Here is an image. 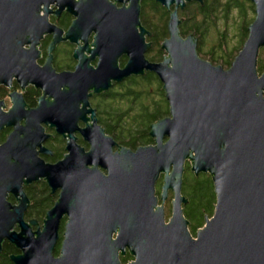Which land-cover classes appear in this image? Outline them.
<instances>
[{"label":"water","instance_id":"water-1","mask_svg":"<svg viewBox=\"0 0 264 264\" xmlns=\"http://www.w3.org/2000/svg\"><path fill=\"white\" fill-rule=\"evenodd\" d=\"M137 1L114 0L110 5L108 0H0V84L13 88L15 77L23 91L32 84L44 92L35 109L18 92L11 94L8 113L0 100V133L4 126L14 127L0 146V250L3 240L13 244L20 251L11 257L14 264H121L126 251L133 258L127 264H264V72L257 71L259 50L264 48V0H250L255 19L229 69L200 59L193 35L181 38L178 27L185 21L178 20V9H184L183 0H157L171 14L168 38L160 46L166 56L159 63L148 62L144 54L151 45L143 36L150 35L139 25ZM118 3L123 7L117 9ZM52 4L60 11L53 13ZM173 5L177 9L172 13ZM62 11L77 17L65 39L62 30L47 23L48 15L59 17ZM92 30L94 43L89 46ZM47 33H53V42L40 68L35 64L41 57L36 46ZM66 40L84 43L74 54L79 64L74 73L56 74L51 52ZM122 54L129 59L119 69ZM95 57L94 70L90 63ZM144 71L154 73L162 84L169 116L149 126L153 145L133 151L119 147L96 124L87 92L100 93L112 81ZM22 119L24 126L19 125ZM79 120L85 128L78 129ZM41 124L69 138L68 154L55 165L38 158L52 157L41 147L52 138L44 136ZM75 132L90 145L88 152L76 145ZM186 161L194 175L211 176L216 199L213 215L205 218L195 238L181 208L188 204L182 196ZM161 174L163 206H158L155 184ZM38 179H46L52 195L60 190L41 231L36 223L23 222L29 203L22 184ZM169 191L174 201L165 223ZM7 193L18 206L6 202ZM63 216L67 221L55 257ZM15 224L20 233L11 232ZM31 226L37 232H31Z\"/></svg>","mask_w":264,"mask_h":264},{"label":"flooded vegetation","instance_id":"flooded-vegetation-1","mask_svg":"<svg viewBox=\"0 0 264 264\" xmlns=\"http://www.w3.org/2000/svg\"><path fill=\"white\" fill-rule=\"evenodd\" d=\"M74 1L78 2L79 0H74ZM222 1H223V4L227 3L226 8L229 7L228 5L229 3H234L233 0H221V3L219 4L212 3L213 0H201V4H200L199 2L187 3V1L183 0L184 9L182 7L178 9V20L180 22L185 21L184 24H181L178 27L181 38L186 39L188 36L193 35L195 39L197 40V48L200 46L203 49V45H206L208 31L207 32L203 31V33H201L202 27L203 26L205 27V17L201 14L202 11L200 8L204 7V5L210 6L211 15H212L210 18V23H211L210 27L215 28L216 26L215 21L219 18V15L221 19V13H223ZM137 2L139 6V25L146 33L150 35V38L143 36L145 43L151 45L150 48L144 54L145 59L150 63H159L162 61V59H159L160 55L157 53L155 45L156 46L158 45L157 46V49H158L161 46L162 42L168 38V23L171 17L170 11L167 7L160 4L157 0H138ZM108 3L110 5H114V0H108ZM211 5H215L216 7H212ZM122 7H123V4L121 3H118L116 5L117 9H120ZM128 7H129V2H126L125 8L128 9ZM55 8H56V4H52L50 6V10H54L53 13L60 11L59 7H57L56 9ZM44 9H45V6L42 5L41 10H44ZM176 9H177L176 6L173 5V7L171 8V12L173 13L174 11H176ZM44 16H45L44 12L41 11L40 17H44ZM48 18L49 19L47 23L63 31L62 39L66 38V33L71 28L73 22L77 20V17L74 14H71L66 11H62L59 17L54 14H50L48 15ZM193 18H195L194 19L195 23L199 21L203 23L201 28H199L198 25H196L197 27L195 25H192ZM137 28H138V32L141 33V28L140 27H137ZM198 28H199V31H198ZM94 34H95V31L92 30L88 38L89 46H92L94 43V39H93ZM52 42H53V33L44 34L43 38L38 41L39 46H36V49L41 54V57L35 60V64L38 67L42 68L46 64V60L49 57L48 47L51 45ZM79 46L83 47L84 43L79 42V45H78L75 42L66 40V41L60 42L56 46V48L51 52V57H52L51 67L55 71L56 74H61L64 72H68L71 74L75 72V69L77 68L79 64V61L74 58V54L75 52L79 51ZM29 48H30V45L23 46V49L25 50H29ZM90 50H94V47H91ZM150 53L152 54L149 55ZM84 56H86L87 58H91V55H89L86 52L84 53ZM198 56L200 59L204 60L203 59L204 57L202 58L201 55L199 54ZM128 59L129 58L127 57V55L122 54L117 61L118 68L123 69L126 63L128 62ZM233 60L234 59H232L231 64ZM97 62H98V57H95L93 61L90 63V68H93L95 70ZM258 65L259 64H257V70H258ZM213 66H216V65H213ZM230 66L225 67L224 69H229ZM145 72H149V71H144L143 75L145 74ZM263 72H264V69L262 71L258 70L259 75ZM143 75H131L128 78L120 82L112 81L110 88L108 90L101 91L100 93H95L93 90H89L87 92V94H90V96L87 99V102L90 108L92 110H95L96 124L104 130V133L106 136H107L106 130L100 123V121H103L105 119V116H103V114L101 115L100 112L102 111L103 107L107 106V100L105 99L107 98V94L117 92L116 90H122V87H125L128 84V81L130 79L137 80L141 78ZM12 87L13 88H11L9 85L5 86V85L0 84V100H3L4 104L6 105V107L4 105H2L1 107L5 113H8L10 109L13 107L11 94H14L16 92L21 94L23 98L25 99L27 105L33 109L37 108L38 106L37 99H40L44 95V92L42 89L37 88L32 84H28V86H26L23 91V88L21 87L20 83L15 77H13ZM48 99L49 97L46 95L45 100H48ZM50 101H53V98H51ZM81 108H82V104L79 105V109ZM90 108L87 107L86 110H90ZM28 109L29 108L27 106H24V110L28 111ZM86 117L88 120H91L92 114H89ZM92 123L93 122H89V124H92ZM19 125L24 126L25 120L22 119ZM41 127L44 128V136L52 137V138H48L41 145L42 148H44L45 150L49 151L52 154V157H49L43 154H38V158L42 160L45 164L55 165L59 161H61L66 154H68L66 147H67L69 138L65 139L64 135L59 134L55 128L51 127L48 124H41ZM85 127H86L85 122L83 120H79L78 129H83ZM12 132H14L13 126H4V129L0 133V146L6 142L8 136ZM65 135L67 136V134ZM73 136L77 139L76 141L77 146H79L80 148H83L85 152H88L90 150V145L84 140L83 136L79 132H75ZM118 146L120 147L121 145H118ZM116 150H117V147L114 148V151ZM36 152L39 153V148H36ZM187 169H189V165L188 163H185V170ZM100 170L102 171V173L106 175V172L104 170L102 169ZM185 172L183 173V180H184ZM163 177L164 175L161 174L155 184V195L158 199V206H163V202L160 201ZM22 191L29 203V204H26L27 208L23 212V222L24 223L34 222L38 225V229L41 231L47 213L54 207L55 203L58 200L60 190H57L56 193L52 195L53 190L52 188H50L46 179H38L37 181H33L32 183L28 185H25L23 183ZM182 196L185 197L183 195V185H182ZM5 199H6V202L11 207H16L19 205V201L14 198V195L12 193H7V196ZM173 201H174L173 193L169 191L168 199L165 201V205H164L165 223H167L171 217ZM187 206L188 204L181 205L182 211L184 212L183 216L186 220H188L185 215V210ZM167 215L168 217H166ZM66 221H67L66 216H63V218L60 220L59 232H58L59 241L55 248V252H54L55 257L59 256V250H60L61 242L63 239L62 236L64 232V225ZM188 222L190 224L188 225V231L190 232L192 238H195V234L197 230L195 231V233H193L191 230V223L189 220ZM20 231L21 229L19 227V224H15L11 229V232H15V233H20ZM31 232H37V229L35 226H31ZM19 254H20V251L13 244H11L7 240L2 241L1 250H0V258L9 259L12 262L11 257L18 256ZM128 254L129 252L126 251L125 256ZM124 257H120L121 264H127L133 261V258L131 257L132 258L131 260H127L126 263H123L122 258ZM12 264L14 263L12 262Z\"/></svg>","mask_w":264,"mask_h":264},{"label":"trees","instance_id":"trees-1","mask_svg":"<svg viewBox=\"0 0 264 264\" xmlns=\"http://www.w3.org/2000/svg\"><path fill=\"white\" fill-rule=\"evenodd\" d=\"M233 2L234 3H229V7L226 8L227 3L223 4L222 1L223 12L225 13L224 17L227 16V13L229 14L230 11L234 8L239 7L240 14L245 13L248 9L250 11H253L255 9L254 5L251 4L249 0H242L239 3H236V0H233ZM244 2L248 4L247 9L243 7ZM212 3L219 4L221 3V0H213ZM211 6L216 7L215 5ZM200 9L202 11L201 14L205 17V27H202L203 23L201 21L195 23V18H193L192 20V25H198L199 28L202 27L201 33H203V31L207 32L209 30V27L211 26L210 18L212 15L209 5H204V7H201ZM248 26L246 27V29H244V39L242 44H240L238 48H236V53H233V51L227 52L226 50H224L228 47L227 40L225 39V34H223L219 39V47H217V49L211 48L210 50H206L204 52L205 57L203 58L201 55L202 47L199 46L196 49L197 54L201 55L204 60L213 65L221 66L223 68L229 67L232 59H234L235 55H237V53L242 49L243 43L248 38ZM157 46L155 45V48L157 50V53L160 55L159 59H163L164 56H162V50L160 49V47L157 49ZM222 48H224V51L222 50ZM218 52H222V54L225 53L226 58H220ZM263 69L264 64H259L258 70L262 71ZM148 85H155V91H153L152 94V91L146 90V87ZM116 91L117 92L107 94V98H105L107 100V106L103 107L102 111L100 112L101 115L103 114V116H105V121H100V123L105 128L107 135L112 137L116 144L129 148L131 150H135L140 146L152 144L153 140L149 136V126L153 122L164 118L165 115L169 116L168 103L164 96L165 94L162 89V84L160 83L157 76L153 73L145 72V74L141 78L137 80L130 79L128 81V84L125 87H122V90ZM148 94L150 95L149 97H147ZM142 95H146V99L154 98V95H156L158 98L157 101L155 100L152 102V106L154 107H151V105L149 104L142 103ZM161 102L166 105L165 108H163ZM121 104L124 107H122ZM126 107L128 108L127 110ZM122 121H125L124 123H127L128 127H122ZM190 174H192L196 179H193L192 182H190L189 180L188 183H186L184 178V188L187 185L188 186L186 191L183 192V195L188 200V206L185 210V215L191 223L192 232L195 233V231L201 228L205 222L202 211L204 210L206 212H209L206 217L208 216L210 218V216L213 215L216 199L212 178L209 174L201 173L197 176L193 173ZM131 259V256L128 254L124 258H122V262L126 263L127 260ZM0 264H12V262L9 259L0 258Z\"/></svg>","mask_w":264,"mask_h":264},{"label":"rangeland","instance_id":"rangeland-1","mask_svg":"<svg viewBox=\"0 0 264 264\" xmlns=\"http://www.w3.org/2000/svg\"><path fill=\"white\" fill-rule=\"evenodd\" d=\"M240 1H242V0H236V3H239ZM243 7L247 9L248 4L244 2V6ZM224 14H225L224 12L221 13V19H220V15H219V18L215 21L216 22V26H215L216 29L214 27H212V28L209 27L208 36H207V39H206V45H203V49H202V54H201L202 57H205L203 54H204V52L206 50H210L211 48H216L217 49V47H219V39H220V37L223 34H225V39L227 40V47L228 48L227 49L222 48V50L224 49L227 52L228 51H233V53L234 52L236 53L237 52L236 48H238V46L240 44H242V42H243L244 35H245L244 29H246V27L248 25H250L255 19V11L254 10L250 11L248 9L245 13L240 14L239 7L238 8H234L233 10H231L230 13L229 14L227 13V16H225V17H224ZM151 54L152 53H150L149 55H151ZM218 55H219L220 58H226V54L225 53L222 54V52H218ZM162 56H166V53L164 51H162ZM235 56H237V55H235ZM261 63L264 64V48L259 50V54H258V58H257V64H261ZM146 90L152 91L151 92V94H152L153 91H155V85H148L146 87ZM149 96L150 95L148 94L147 97H149ZM147 97H146V95L142 97L143 98L142 99V103L149 104V105H151V107H154V106H152V102L155 101V100L157 101V99H158L157 96L154 95V98L146 99ZM161 105L163 106V108L166 107V105L164 103H162V102H161ZM121 106L124 107L122 104H121ZM127 109L128 108L126 107V110ZM150 109H152V108H150ZM124 110H125V108H124ZM167 116L168 115H165L164 117H167ZM124 122L125 121H122V123H121L122 127H128L127 123H124ZM149 145H153V141H152V144H149ZM186 163H188V165H190V163L188 161H186ZM190 173H192L190 171V169H187L186 172H185L184 178H185V182L186 183H188L189 180H190V182H192L193 179L194 180L196 179ZM187 186L184 188V185H183V192L186 191ZM213 212H214V210H213ZM208 214H209V212H206L204 210L202 211V215L204 216V218ZM166 217H168V215ZM198 230L199 229H197V231Z\"/></svg>","mask_w":264,"mask_h":264}]
</instances>
